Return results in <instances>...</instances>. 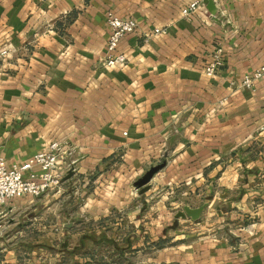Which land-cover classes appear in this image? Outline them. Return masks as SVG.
<instances>
[{
    "label": "crops",
    "instance_id": "0c3cea01",
    "mask_svg": "<svg viewBox=\"0 0 264 264\" xmlns=\"http://www.w3.org/2000/svg\"><path fill=\"white\" fill-rule=\"evenodd\" d=\"M108 13L137 24L117 50L123 66L104 67ZM218 45L224 65L208 78ZM3 48L5 167L53 142L75 162L38 200L73 226L49 256L80 261L73 250L96 244L123 264H264V77L229 89L264 63V0H0ZM163 162L139 195L135 182ZM204 200L199 222L174 219ZM17 203L2 213H22Z\"/></svg>",
    "mask_w": 264,
    "mask_h": 264
},
{
    "label": "built area",
    "instance_id": "2783aa9c",
    "mask_svg": "<svg viewBox=\"0 0 264 264\" xmlns=\"http://www.w3.org/2000/svg\"><path fill=\"white\" fill-rule=\"evenodd\" d=\"M200 7L199 2H193L181 11V15L189 17ZM110 36L106 45V61L104 67L123 66L124 55L117 52L122 39L137 29L134 20H122L112 13L106 17ZM163 33L156 31L154 35ZM149 36L145 37V42ZM12 52L7 48L0 50V61L9 59ZM224 65L223 50L218 45L211 54L204 74L208 78L216 76ZM264 77V63L251 74L244 75L238 82L231 81L229 89L252 90L255 84ZM71 152L58 142L49 144L48 148L30 158L21 166L7 169L3 159H0V215L2 208L9 201L23 198L38 199L58 190L64 183L67 173L75 171V162L69 158Z\"/></svg>",
    "mask_w": 264,
    "mask_h": 264
},
{
    "label": "rangeland",
    "instance_id": "374dc122",
    "mask_svg": "<svg viewBox=\"0 0 264 264\" xmlns=\"http://www.w3.org/2000/svg\"><path fill=\"white\" fill-rule=\"evenodd\" d=\"M38 200H16L17 205L24 208L22 213L15 212L6 216L5 209L0 215V264H123L116 260L111 248L97 247L96 244L86 248L85 253L81 252V248L75 253L80 261H75L73 256L62 259L49 256L60 251L66 244L67 230L63 226L70 223L65 220L60 205L52 203L40 207ZM75 231L74 235L79 234L80 227ZM73 243L71 241L69 244ZM83 255L89 261L81 262Z\"/></svg>",
    "mask_w": 264,
    "mask_h": 264
},
{
    "label": "water",
    "instance_id": "95a60500",
    "mask_svg": "<svg viewBox=\"0 0 264 264\" xmlns=\"http://www.w3.org/2000/svg\"><path fill=\"white\" fill-rule=\"evenodd\" d=\"M203 4L205 6H207V9L210 13L214 14L215 10L212 6V3L210 1H204ZM165 166V162H163L162 164L153 166L151 168H149L145 174L138 179L135 184L133 185V188L136 191H139V195L144 194L145 192L148 191V184L150 183V181L152 180V178L154 177V175H156L160 170H162ZM73 176V172L72 170H70L67 175L64 178V181H67L69 179H71ZM211 201L210 200H204L203 204L198 207V208H190L188 206H185L182 208L181 211L176 212V214L174 215V219L178 220H190L193 223H197L200 221L201 219V215L204 213V211L210 206ZM64 229L68 230L70 228H72V224H66L63 226Z\"/></svg>",
    "mask_w": 264,
    "mask_h": 264
},
{
    "label": "trees",
    "instance_id": "16d2710c",
    "mask_svg": "<svg viewBox=\"0 0 264 264\" xmlns=\"http://www.w3.org/2000/svg\"><path fill=\"white\" fill-rule=\"evenodd\" d=\"M163 245H165V242L164 241H159L155 244V247L157 248H161ZM62 248H65L64 246ZM80 247L78 248H75L73 251H79Z\"/></svg>",
    "mask_w": 264,
    "mask_h": 264
}]
</instances>
